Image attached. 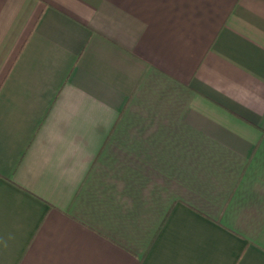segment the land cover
<instances>
[{
  "label": "crops",
  "instance_id": "obj_1",
  "mask_svg": "<svg viewBox=\"0 0 264 264\" xmlns=\"http://www.w3.org/2000/svg\"><path fill=\"white\" fill-rule=\"evenodd\" d=\"M0 264H264V0H0Z\"/></svg>",
  "mask_w": 264,
  "mask_h": 264
}]
</instances>
